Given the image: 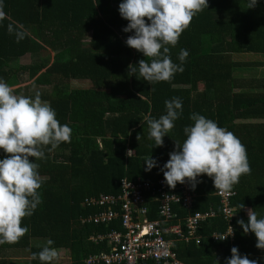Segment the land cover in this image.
<instances>
[{"label":"trees","instance_id":"1","mask_svg":"<svg viewBox=\"0 0 264 264\" xmlns=\"http://www.w3.org/2000/svg\"><path fill=\"white\" fill-rule=\"evenodd\" d=\"M120 2L3 0L6 15L0 22V78L12 86L25 83L26 74L28 79L35 78L33 87H28L33 93L27 94L24 86L16 89V94L34 97L40 93L55 109L60 123L71 127L72 135L70 143H61L51 152L45 149L46 159L36 161L43 202L23 220L27 234L17 243L0 245V264H41L32 259V253L39 252L49 239L59 254L52 264H65L60 256L66 251V264H86L90 256L109 252L108 241L97 244L92 238L121 231V220L109 225L83 223V218L101 210L86 206L85 199L102 193L118 196L124 179L156 183L163 177L160 169L174 150L175 140L182 143L186 139L183 128L194 123L189 119L192 113L216 121L241 140L251 174L241 176L234 186V241L211 238L228 227L220 212L200 228V245L177 242L174 250L185 264H225L235 246L241 255L264 264V250L256 248L254 233L244 234L237 224L240 219L247 223V207L264 218V61L239 60L246 55L264 57V0H258L254 8H248L249 0H208V8L193 18L176 46H169L177 64L180 50L188 51L184 71L171 81L154 85L127 74L129 64L146 57L125 43L134 33L123 31L128 21L119 14ZM9 24L26 30L25 38L17 42L8 31ZM52 51L56 52L53 62ZM26 56L31 63L22 64ZM72 80L90 81L92 87L73 89ZM172 97L182 100V114L164 137V145L153 147L143 117L150 113L158 119L166 112L165 100ZM128 150H133L130 157ZM150 155L158 167L145 171V157ZM4 156L0 149V159ZM197 179L200 182L194 191L198 197L193 207L176 206L182 218L211 208L221 211L212 179L207 175ZM242 204L245 207L240 209ZM116 209L120 210V204ZM149 218L158 219L159 215L153 209ZM19 253L27 256H17Z\"/></svg>","mask_w":264,"mask_h":264},{"label":"clouds","instance_id":"2","mask_svg":"<svg viewBox=\"0 0 264 264\" xmlns=\"http://www.w3.org/2000/svg\"><path fill=\"white\" fill-rule=\"evenodd\" d=\"M257 2L249 0L248 8H254ZM3 6L0 0V22L6 15ZM205 8H208V0H122L119 14L128 21L123 31L134 33L125 43L146 57L138 64H129L127 74L138 75L154 85L171 81L177 72H183L188 51L180 50V64H177L171 59L169 46H176L193 18ZM8 31L15 35L17 42L27 35L26 30L13 24L8 25ZM182 108V100L172 97L165 100L166 112L158 119L150 113L143 117L148 125V138L155 142L153 147L164 145V137L175 127ZM189 119L194 123L183 128L186 139L182 143L175 140L174 150L160 169L165 183L175 189L178 183L187 182L195 190L200 182L197 178L207 175L216 191L231 192L241 176L251 174L246 146L232 131L204 115L192 113ZM71 135V127L60 123L55 109L40 93L34 97L18 95L14 86L0 78V149L5 153L0 159V245L17 243L28 233L23 220L32 216L43 202L39 192L42 187L40 165L36 161L46 159L45 149L51 152L61 143H70ZM140 139L137 135V140ZM132 153L133 150H128L127 155L130 157ZM144 163L145 171L158 167L151 155L145 157ZM244 207L242 204L240 209ZM247 216V223L240 219L237 224L244 234L254 233L256 248L264 250V218H258L253 209L247 210ZM233 232L231 228L228 235L215 237L225 240ZM54 243L49 239L39 252L32 253V259L52 264L59 257L52 247ZM225 264H258V260L241 255L234 246Z\"/></svg>","mask_w":264,"mask_h":264},{"label":"built area","instance_id":"3","mask_svg":"<svg viewBox=\"0 0 264 264\" xmlns=\"http://www.w3.org/2000/svg\"><path fill=\"white\" fill-rule=\"evenodd\" d=\"M167 188L164 176L156 183L124 179L118 196L102 193L98 197L86 198V206H98L101 210L94 216L83 218V223L102 222L109 225L117 219L122 223L121 231L113 230L105 236L92 238L96 243L108 241L111 249L109 252L90 256L86 264H142L147 261H154L156 264H185L178 259L174 250L175 244L195 242L200 245V228L220 212L228 227L225 232H214L211 238L215 242L234 240L236 209L231 206V200L236 194L234 189L229 193L215 192L222 205L221 211L211 208L182 218L176 211V206L190 210L198 195L187 182L179 184L169 192ZM152 202L157 203L153 209L159 215V218L154 220L149 218ZM119 204L120 210L116 209ZM231 228L234 232L227 239L218 240L215 237L228 235Z\"/></svg>","mask_w":264,"mask_h":264},{"label":"rangeland","instance_id":"4","mask_svg":"<svg viewBox=\"0 0 264 264\" xmlns=\"http://www.w3.org/2000/svg\"><path fill=\"white\" fill-rule=\"evenodd\" d=\"M239 60L243 61V62L264 61V57L262 58L261 55H253V56L252 55H246V56L240 58ZM29 61H31V59ZM24 63L29 64V63H27L25 61H24ZM252 75H253V73H244V76H246V77H249V76H252ZM70 86L73 89H89V88L92 87V83L90 81H76V80H72V82L70 83ZM200 88H202V85H200ZM21 252H24V251H21ZM24 254L25 253H19L17 256H22V257L23 256H27V255H24ZM60 258H61L60 261L66 264L68 262V259H69V252L68 251L64 252L60 256Z\"/></svg>","mask_w":264,"mask_h":264},{"label":"crops","instance_id":"5","mask_svg":"<svg viewBox=\"0 0 264 264\" xmlns=\"http://www.w3.org/2000/svg\"><path fill=\"white\" fill-rule=\"evenodd\" d=\"M56 55V52H53L52 51V60H51V62H53L54 61V56ZM30 60V58H29V56H26V57H23V59H22V64H26V63H24V61L25 62H27V63H31V61H29ZM52 64V63H51ZM23 78L25 79V80H27L25 83H22V84H20V85H17V86H14L15 87V89H18V88H20V87H24V86H27V94H29V93H33L34 91H31L30 92V89H28V87L30 86V87H33V83H34V81H35V78H33V79H28V75L26 74L25 76H23ZM76 81H87V80H76ZM72 82V81H71ZM236 192V191H235ZM235 196H236V194H235ZM234 196V197H235ZM152 208V207H151ZM248 209H252L251 207H247L246 208V215H247V210ZM155 210V209H154ZM151 213H153V208H152V210H150V215H151ZM235 219V218H234ZM168 224H165V226H167ZM235 229V228H234ZM200 236H201V234H199ZM170 237V236H169ZM202 240H203V237H202ZM234 241V240H233ZM232 242V241H231ZM178 259H179V257H178ZM179 260H181V259H179ZM182 261V260H181Z\"/></svg>","mask_w":264,"mask_h":264}]
</instances>
